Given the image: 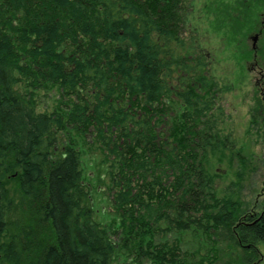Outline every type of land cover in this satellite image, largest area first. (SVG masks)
Returning a JSON list of instances; mask_svg holds the SVG:
<instances>
[{
    "label": "trees",
    "instance_id": "trees-1",
    "mask_svg": "<svg viewBox=\"0 0 264 264\" xmlns=\"http://www.w3.org/2000/svg\"><path fill=\"white\" fill-rule=\"evenodd\" d=\"M191 1L0 0V264H220L219 244L235 250L224 264L260 263L264 207L217 188L227 151L239 181L250 168L186 30ZM41 93L56 98L52 112H39ZM93 147L106 224L84 183ZM188 235L213 248L203 255Z\"/></svg>",
    "mask_w": 264,
    "mask_h": 264
},
{
    "label": "rangeland",
    "instance_id": "rangeland-1",
    "mask_svg": "<svg viewBox=\"0 0 264 264\" xmlns=\"http://www.w3.org/2000/svg\"><path fill=\"white\" fill-rule=\"evenodd\" d=\"M235 6L237 12H234ZM239 8L240 0H192L185 21L186 30L198 38L209 56L213 76L223 91L225 110L231 116L225 127L234 144L233 152H240V158H245L250 168L243 172L245 177L239 181L240 161L234 159L232 151H227L224 163L218 166V191L225 195L228 191L238 190L247 206L260 210L264 207V0H250L244 6V10L251 9L250 13L247 17L244 13L241 15L240 26L231 27L230 22L240 19ZM256 33L259 35L255 42ZM255 66L260 69L253 70ZM39 100L40 113L52 112L57 106L51 93H41ZM256 111L261 119L258 118L260 123L253 126L251 121ZM85 150L81 158L84 183L89 190L95 219L106 224L111 221L113 210L108 180L104 177L103 156L96 147ZM9 181L10 196L18 204L15 183ZM236 184L240 187L232 189ZM20 216L19 209L12 220L16 221ZM186 239L191 248L201 250L203 255L213 248L212 243L202 242L199 237L188 235ZM218 248L223 250L220 264L227 261V252L235 251L227 244H219ZM259 251L262 256L259 264H264V244L259 245ZM121 262L119 259L114 264ZM240 264H244L242 260Z\"/></svg>",
    "mask_w": 264,
    "mask_h": 264
},
{
    "label": "flooded vegetation",
    "instance_id": "flooded-vegetation-1",
    "mask_svg": "<svg viewBox=\"0 0 264 264\" xmlns=\"http://www.w3.org/2000/svg\"><path fill=\"white\" fill-rule=\"evenodd\" d=\"M250 1V0H249ZM249 1H245V0H240V23H242L243 22V19L241 18V15L244 13V15L246 14V17H247V15L250 13V11H251V9L250 8H247L246 10H244V6H246V4L248 5V3H249ZM244 15H243V18H244ZM241 19H242V21H241ZM248 19V18H247ZM259 34L258 33H256V36H254V37H257ZM253 37V38H254ZM258 70V69H260L259 67H257V66H255L254 68H253V70ZM259 72H261V71H259ZM262 77H264V75H262Z\"/></svg>",
    "mask_w": 264,
    "mask_h": 264
},
{
    "label": "water",
    "instance_id": "water-1",
    "mask_svg": "<svg viewBox=\"0 0 264 264\" xmlns=\"http://www.w3.org/2000/svg\"><path fill=\"white\" fill-rule=\"evenodd\" d=\"M257 37H254L253 40L256 42Z\"/></svg>",
    "mask_w": 264,
    "mask_h": 264
}]
</instances>
